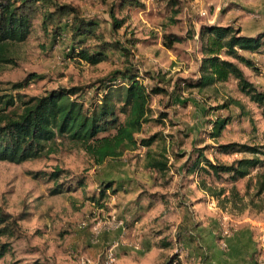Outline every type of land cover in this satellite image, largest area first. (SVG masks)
Masks as SVG:
<instances>
[{"label": "rangeland", "instance_id": "1", "mask_svg": "<svg viewBox=\"0 0 264 264\" xmlns=\"http://www.w3.org/2000/svg\"><path fill=\"white\" fill-rule=\"evenodd\" d=\"M54 1L70 4L81 16L98 20L97 34L107 40L120 39L128 54L109 52L107 60L94 66L70 58L69 32L55 39L51 27L44 28L38 15L28 38L11 46L13 62L0 68V87L9 88L27 75H35L20 93L42 96L58 87H79L82 91L77 98L87 105L96 88L132 67L147 86L163 89L152 94L151 119L136 135L141 139L156 134V140L149 147L138 145L101 164H95L79 144L66 138H58L53 150L40 158L20 164L0 161V207L15 216L24 215L19 221L20 233L9 240V250L0 264H136L142 255L131 248L135 244L130 243L125 251L122 245L112 243L113 234L125 235L122 232L127 227H131L130 235L134 234L131 218L136 215L149 225L148 235L161 233L160 240L172 244L154 258V264L174 256V264H264V198L255 195V174L264 168L237 180L234 192L227 174L218 179L211 172L187 171L200 148L205 147L203 154L211 162L231 164L250 154H219L217 144L234 141L264 146L261 110L238 90L232 78L200 91L183 83L198 77L200 24H210V20L232 23L233 13L226 9L234 7L252 22H260L264 32V0H245L248 9L214 0L212 5L204 4L205 15L199 12L195 17L188 16L185 0H138L142 5L124 9H120L119 0ZM112 16L124 20L117 30ZM166 34L180 40L167 47ZM246 54L258 70L238 65L249 81L264 91V46L254 55ZM116 78L118 84L119 76ZM231 99L238 100L242 108L234 104L219 108ZM160 114L161 119L155 121ZM222 117H229V123L221 136L213 139L209 136L212 121ZM147 150L167 157L168 171L160 174L147 169ZM56 169L63 171L56 182L68 185L69 191L52 195L55 181L44 174ZM37 172L40 174L34 177ZM108 180L121 186L133 181L137 200H149L150 210L118 215L116 191L99 198L101 184ZM76 181L83 185L75 186ZM221 189L224 193L219 195ZM193 200L199 203L198 209ZM156 201L162 205L156 206ZM110 252L114 261L106 263Z\"/></svg>", "mask_w": 264, "mask_h": 264}, {"label": "trees", "instance_id": "2", "mask_svg": "<svg viewBox=\"0 0 264 264\" xmlns=\"http://www.w3.org/2000/svg\"><path fill=\"white\" fill-rule=\"evenodd\" d=\"M142 5L138 0H119L120 9ZM41 15V25L51 27L55 39H62L69 32L70 58L88 65H97L109 58V52L128 54V48L120 39H103L97 34L99 21L93 17H83L70 4H59L54 0H0V68L13 62L11 46L24 42L32 28L34 19ZM124 23L123 19L112 16L114 30ZM241 30L232 25H201L199 28L200 63L198 77L185 79L186 88H197L199 91L216 84L234 79L238 90L249 101L261 110L264 120V91L256 88L249 81L238 64L257 71L253 60L241 53H255L264 46V32L255 36L240 34ZM180 38L174 34L164 36V45H171ZM94 41V42H93ZM93 42V43H92ZM230 57L233 60L225 59ZM107 83L95 89L94 94L85 105L84 99H78L82 91L79 87L55 88L42 96H26L20 89L26 87L35 75H27L21 82L11 83L9 88L0 87V161L20 164L40 158L50 153L58 138H66L79 144L95 164L107 159L120 158L126 151L138 145L149 147L156 134L148 138H137L142 126L152 115L150 108L152 94L163 92L159 86H147L134 68L119 71ZM119 76V83L116 80ZM8 90V91H7ZM234 104L242 108L238 100H228L219 108H227ZM156 118L159 121L162 117ZM229 117L217 118L212 121L209 136L217 139L229 123ZM216 153L234 154L249 153V157L239 158L231 164L213 163L204 154L203 149L197 150L194 160L188 166L190 173L201 171L216 178L227 174L235 191L234 183L248 177L253 170L264 168V146H256L239 142L219 143ZM145 167L156 173L168 171V158L147 150ZM63 171L56 169L47 175L55 181L50 194H61L68 190V185L56 180ZM40 173H34V177ZM256 196L264 198V172H256ZM83 183L76 181L75 186ZM111 183L101 184L99 198H103ZM114 191V190H111ZM224 193L221 189L218 194ZM24 215L15 216L0 207V259L8 252L9 240L20 233L19 221ZM160 247L168 248L170 242L162 241ZM176 256L169 257L161 264H174Z\"/></svg>", "mask_w": 264, "mask_h": 264}, {"label": "crops", "instance_id": "3", "mask_svg": "<svg viewBox=\"0 0 264 264\" xmlns=\"http://www.w3.org/2000/svg\"><path fill=\"white\" fill-rule=\"evenodd\" d=\"M223 1H226V3L227 2L236 3L238 5H241V7L248 9L246 7L245 0H223ZM206 3H208L207 4L208 6L212 5L214 3V0H185L184 1V8L187 9V13H188L189 17L190 16L195 17L196 15H198L199 12L203 11V12L207 13L205 8H204V4H206ZM222 7L224 8V5ZM226 11L228 13H233L232 18H231L232 23L224 24V23H220V22H212L210 20L209 21L210 24L204 23V24H200V26L201 25H221V26L232 25L235 28H240V30H241L240 34L247 35V36H255L258 33L263 31V28L261 27L262 25L260 22H257V23L252 22V20H249V16L247 14H245L243 11L239 10L238 8L228 7L226 9ZM241 53L243 55H247L246 53H248V52L241 51ZM251 55H254V53H251ZM126 179H128V181H130V178H126ZM108 182H110L112 185L109 189L106 190V192L114 190L118 194L117 202H116V204L118 205V211H119L116 213L118 215L123 214L125 212L135 213L136 210H138V212L145 211L146 209L150 210L151 205L149 203V200H147L145 198L142 199V201L137 200L136 193H138V189L135 187H132L133 181L130 183H125L122 186L120 184L116 185L115 182H111L109 180H108ZM128 188H130V189L127 190ZM201 190L202 189H200V191ZM114 191H111V192H114ZM124 192H126V193H124ZM203 192H205V191H203ZM196 201L197 200H193V207H196V209H198L199 203ZM159 202L160 201L155 202L156 206L160 205ZM160 203L162 205V202H160ZM143 205H145L144 208H143ZM123 218L126 220L125 216H123ZM131 220L133 221V224H134L133 225V227H134L133 230H135L134 234H132V236L130 235V233H131L130 228L131 227H127V229H125V232H122L125 235L118 234V233L113 234V236H112L113 246H117L120 244L123 246L122 249L127 251L126 247L130 243H133L135 245L132 246L131 248L134 250H139L141 255H142L141 257H138V259L135 260L136 264H154V262H155L154 258L156 256L161 255V253L164 251L163 249H166V248L159 246V243L162 242V240H160V239H162L163 235L161 233L158 235H153L150 233L148 235L149 225L147 223H143V221H140L138 215L133 216V218H131ZM121 221H119V224L121 223ZM174 241L175 240H173V242ZM174 244H176V243H174ZM128 247H130V246H128ZM141 258H142V261H140ZM137 261H139V262L137 263Z\"/></svg>", "mask_w": 264, "mask_h": 264}, {"label": "built area", "instance_id": "4", "mask_svg": "<svg viewBox=\"0 0 264 264\" xmlns=\"http://www.w3.org/2000/svg\"><path fill=\"white\" fill-rule=\"evenodd\" d=\"M201 15H205V12H200ZM114 261V256L113 254L110 252L109 254H107V260L106 263H112Z\"/></svg>", "mask_w": 264, "mask_h": 264}]
</instances>
